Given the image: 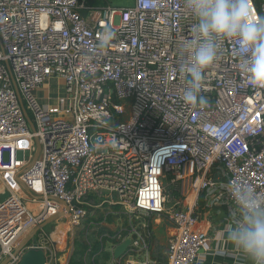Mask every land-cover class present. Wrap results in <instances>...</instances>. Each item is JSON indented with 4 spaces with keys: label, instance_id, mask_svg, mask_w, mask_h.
<instances>
[{
    "label": "built area",
    "instance_id": "1",
    "mask_svg": "<svg viewBox=\"0 0 264 264\" xmlns=\"http://www.w3.org/2000/svg\"><path fill=\"white\" fill-rule=\"evenodd\" d=\"M95 1L0 0V264H16L18 245L56 214L50 225L73 230L116 199L127 214L160 218L166 180L185 204L166 216L167 264H195L209 239L200 196L232 207L237 179L264 193V86L249 83L238 44L225 40L204 74L206 106L185 103L179 64L196 21L184 0L124 9ZM249 10L264 16V3L249 0ZM108 27L116 38L96 54ZM50 79L65 83V95L47 108L35 92ZM130 233L128 248H139ZM36 243L46 264H58L51 234L40 230Z\"/></svg>",
    "mask_w": 264,
    "mask_h": 264
},
{
    "label": "clouds",
    "instance_id": "2",
    "mask_svg": "<svg viewBox=\"0 0 264 264\" xmlns=\"http://www.w3.org/2000/svg\"><path fill=\"white\" fill-rule=\"evenodd\" d=\"M184 5L196 22L183 45L186 58L179 64L187 78L183 101L206 106V98L199 95L204 74L216 65L225 40L238 44L239 67L249 83L264 86V16L251 19L249 0H184ZM115 38V32L105 28L96 54L106 52ZM228 191L232 207L225 238L245 264H264V193L242 179L231 182Z\"/></svg>",
    "mask_w": 264,
    "mask_h": 264
},
{
    "label": "rangeland",
    "instance_id": "3",
    "mask_svg": "<svg viewBox=\"0 0 264 264\" xmlns=\"http://www.w3.org/2000/svg\"><path fill=\"white\" fill-rule=\"evenodd\" d=\"M135 0H105L104 2H96L95 5H105L111 8L124 9L134 6ZM42 95L46 99V107H55L59 98L65 95V83L58 79L46 82L41 90ZM166 190L169 192V199L165 204V211L163 215L158 217H152L151 219L140 214H126L123 206H120L116 199L111 201L112 204H104L99 208L93 210V214L87 217L79 227L70 229L65 221H61L58 225H48L44 228L47 234H52L54 230H64L62 239V248L66 252L69 250V245L72 244L75 251H73L72 264H108L106 255L107 253L101 251V243L107 239L110 234L116 233L119 229L121 233H125V226L127 229L138 228L140 223L148 224L149 235L151 237V245L154 259L158 264H166L164 252L169 236L172 234V225L167 221L166 216L172 210L177 208H183L185 204L175 187L169 180L165 183ZM102 198V197H101ZM1 199V198H0ZM100 200L93 201L94 205H98ZM28 207L36 212L35 207ZM57 227V228H56ZM56 228V229H55ZM141 235V230L135 229ZM146 233V230L144 234ZM124 236L126 234H123ZM57 241V240H53Z\"/></svg>",
    "mask_w": 264,
    "mask_h": 264
},
{
    "label": "crops",
    "instance_id": "4",
    "mask_svg": "<svg viewBox=\"0 0 264 264\" xmlns=\"http://www.w3.org/2000/svg\"><path fill=\"white\" fill-rule=\"evenodd\" d=\"M53 79L48 80L52 81ZM41 89L35 92V96L39 102L45 106L46 99L42 95ZM199 209L198 212L202 217V220L207 226L208 232V241L205 243L204 247L199 251L198 258L195 264H245V261L238 256L232 246L228 243L225 238L227 218L230 212L231 207L225 203H214L213 205L205 206V196L201 195L199 198ZM127 214V213H126ZM144 223H140L138 228L141 230V246L139 248H128L127 251L119 258L114 259L113 251L115 247L123 243L126 239L134 240L135 238L131 235L130 230L125 226V233H120L119 229L113 235L110 234L107 236V239L101 243V251L107 253L106 259L108 264H158L154 259L153 252H151V237L148 233L144 234ZM149 229V228H148ZM173 231V229H172ZM64 230H54L51 234L52 245L56 249L59 246H62V239H58V233L63 235ZM147 233V232H146ZM120 234L121 239H117L116 235ZM123 234H126L125 236ZM57 240V241H53ZM72 245L58 256V264H72L73 251H75L73 242H69ZM165 260L167 264V246L166 251L164 252ZM83 264V263H82Z\"/></svg>",
    "mask_w": 264,
    "mask_h": 264
},
{
    "label": "water",
    "instance_id": "5",
    "mask_svg": "<svg viewBox=\"0 0 264 264\" xmlns=\"http://www.w3.org/2000/svg\"><path fill=\"white\" fill-rule=\"evenodd\" d=\"M24 116L32 129L34 131V126L30 120L29 115L27 114L26 111H24ZM39 152V149L37 148L35 157H37ZM213 181L218 183L216 181V176H213ZM224 183V181H219ZM54 201L62 204L61 201H58L57 199H54ZM60 214H56L53 217H49L43 222L39 223L36 225L32 231L23 239V241L18 245V247L14 251V255L17 256L19 255V260L16 264H46V257H45V252L44 250L38 246L36 243L37 236L40 230L44 229L51 223H53L55 220L59 218ZM130 246V240L126 239L123 243L115 247L113 251V257L114 259H119L128 249ZM9 260L4 261L1 264H7Z\"/></svg>",
    "mask_w": 264,
    "mask_h": 264
},
{
    "label": "trees",
    "instance_id": "6",
    "mask_svg": "<svg viewBox=\"0 0 264 264\" xmlns=\"http://www.w3.org/2000/svg\"><path fill=\"white\" fill-rule=\"evenodd\" d=\"M104 1L105 0H97L96 2H101L102 3ZM96 2H94V3H96ZM90 3L88 2V4H90ZM262 3H264V0H255V4H256L257 7H259ZM63 234H64V232H63ZM62 246H59V247L56 248V253H57L58 256H60L64 252Z\"/></svg>",
    "mask_w": 264,
    "mask_h": 264
},
{
    "label": "bare ground",
    "instance_id": "7",
    "mask_svg": "<svg viewBox=\"0 0 264 264\" xmlns=\"http://www.w3.org/2000/svg\"><path fill=\"white\" fill-rule=\"evenodd\" d=\"M192 196H190L189 198H188V201L187 202H190V201H192ZM63 235L61 234V233H58V239H60L61 237H62ZM61 240V239H60Z\"/></svg>",
    "mask_w": 264,
    "mask_h": 264
}]
</instances>
